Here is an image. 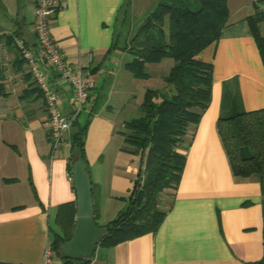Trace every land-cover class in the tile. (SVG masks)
Instances as JSON below:
<instances>
[{
	"label": "crops",
	"instance_id": "crops-1",
	"mask_svg": "<svg viewBox=\"0 0 264 264\" xmlns=\"http://www.w3.org/2000/svg\"><path fill=\"white\" fill-rule=\"evenodd\" d=\"M57 1L60 5L50 17L49 32L65 60L87 67L92 74L78 116H89L83 148L93 220L102 226L125 206L135 177L139 159L120 149V126L127 116H134L148 85L124 68L130 58L127 52L108 48L123 0ZM225 1L226 23L219 36L197 54L211 63L209 101L182 151L185 158L176 188L159 195L158 208L164 212L160 223L154 232L95 250L88 264H256L261 258L259 183L255 177L231 175L215 119L225 84L236 88L243 109L264 106V67L245 19L264 7L257 0ZM33 5V0H0L2 264H36L52 231H58L53 222L58 207L68 202L74 206L75 200L67 134L51 149L41 92L26 62L17 60L15 46L6 43L8 34L15 31L14 40L32 50L36 47ZM48 73L57 102L63 112L70 113L69 85ZM52 260L60 263L54 253Z\"/></svg>",
	"mask_w": 264,
	"mask_h": 264
},
{
	"label": "trees",
	"instance_id": "trees-1",
	"mask_svg": "<svg viewBox=\"0 0 264 264\" xmlns=\"http://www.w3.org/2000/svg\"><path fill=\"white\" fill-rule=\"evenodd\" d=\"M35 2L33 0V4ZM128 3L129 0H123L118 7L108 48H117L130 55L123 66L135 79L149 76L147 63L158 62L163 57H170L172 62L160 75L162 85L144 87L134 116L121 123L123 143L120 149L138 156L139 164L125 206L112 219L98 226L102 234L91 256L97 249H107L154 232L160 223L164 212L158 208L159 195L165 189L176 188L185 158L182 151L189 145L201 112L209 101L211 63L197 54L219 36L228 16L225 0H155L129 34ZM245 19L264 67V35L257 25L264 19V10L257 9ZM16 33L8 34L6 43L15 46L16 58L21 63L25 58L14 40ZM20 43L29 47L23 41ZM1 69L0 66V76ZM79 112L67 132V160L69 168L73 160H80L87 173L83 146L89 116L87 113L79 118ZM215 131L231 175L236 179L255 177L259 183L263 239L262 256L256 264H264V106L243 109L236 88L225 84ZM73 215L72 202L58 207L53 221L58 231H52L49 246L59 257V264H88L91 256L65 257L59 252L71 238Z\"/></svg>",
	"mask_w": 264,
	"mask_h": 264
},
{
	"label": "built area",
	"instance_id": "built-area-1",
	"mask_svg": "<svg viewBox=\"0 0 264 264\" xmlns=\"http://www.w3.org/2000/svg\"><path fill=\"white\" fill-rule=\"evenodd\" d=\"M59 5L57 0H36L33 5L32 26L36 40V47L33 50L25 48L16 40L25 58L28 72L42 95L51 149H55L63 141L72 119L82 109L92 85V74L88 68L81 64L73 65L65 60L49 32L50 17ZM87 57L89 58V54ZM48 72L63 78L69 85L73 103V110L70 113L63 112L57 102V95ZM52 257L50 246L45 244L36 264H53Z\"/></svg>",
	"mask_w": 264,
	"mask_h": 264
},
{
	"label": "water",
	"instance_id": "water-1",
	"mask_svg": "<svg viewBox=\"0 0 264 264\" xmlns=\"http://www.w3.org/2000/svg\"><path fill=\"white\" fill-rule=\"evenodd\" d=\"M69 174L75 195L74 228L71 238L59 252L65 257L89 258L102 229L93 220L90 180L80 160L72 161Z\"/></svg>",
	"mask_w": 264,
	"mask_h": 264
},
{
	"label": "rangeland",
	"instance_id": "rangeland-1",
	"mask_svg": "<svg viewBox=\"0 0 264 264\" xmlns=\"http://www.w3.org/2000/svg\"><path fill=\"white\" fill-rule=\"evenodd\" d=\"M131 2V1H130ZM129 2V3H130ZM128 3V6L130 5ZM155 0H132V5L129 6L130 12V27L129 34H131L139 23L142 21L145 14L153 7ZM257 5L264 7V0H257ZM258 30L260 33H264V19L257 23ZM172 59L170 57H163L158 62H152L146 64V69L149 73V77L145 79H140L139 82H142L148 86L159 87L162 85L160 80V75L163 74L171 64ZM127 116L126 118H130ZM49 225L52 227V222L50 221ZM53 228V227H52ZM51 236V235H50Z\"/></svg>",
	"mask_w": 264,
	"mask_h": 264
}]
</instances>
